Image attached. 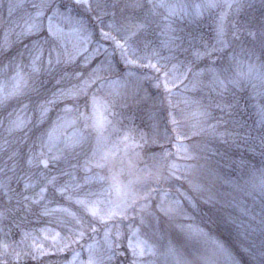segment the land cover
<instances>
[{
	"label": "trees",
	"instance_id": "obj_1",
	"mask_svg": "<svg viewBox=\"0 0 264 264\" xmlns=\"http://www.w3.org/2000/svg\"><path fill=\"white\" fill-rule=\"evenodd\" d=\"M108 1L100 0L102 4H108ZM60 2L69 3L66 0H60ZM143 2L145 0L141 1L142 4ZM117 4L119 5L116 9L117 17L123 26L127 20L144 21L146 27L130 41V44L141 52L144 50L143 41L150 42L155 36L157 31L154 29L155 24L145 16V9L138 11L135 7H125L132 4L131 0ZM254 15L249 5L236 12L228 22L239 21V23L226 25L227 48L225 47L222 52H214L211 56L204 55L198 60L193 56V50L196 48L203 50L205 45L209 49V42L214 37L215 31L203 23L183 31L182 42L187 47L183 55L186 58V64L191 62L194 71H200L209 66L222 72L224 69L231 71L234 64V60L229 58L231 51L236 49L245 51L250 47L251 36L248 35L250 28L247 27V22ZM82 16L89 29L95 33L94 41L104 44L107 51L98 54L91 64L78 68L77 71L89 72L103 61L112 67V71L105 72V75H125L131 71L143 77L150 75L153 78V81L152 79L144 80L146 98H140V113L145 117L149 112L154 117L158 123L157 133L160 138L153 144H141L144 154L142 157H137L136 162L137 166L142 168V174L150 163L149 154L152 150L158 153L159 164L175 163L182 166L178 174L185 176L183 179H169L158 186L155 185V177L151 181L153 187L156 186L159 189L151 192V198L159 197L165 192L173 193L181 197L186 209L175 216L155 213L149 218L150 238L159 246H163L168 241V245L171 244L177 248L181 259L188 261L189 264H198L199 255L207 254L212 244H203L179 229L178 224L184 218L183 214L188 211L191 215L189 222L202 228L213 240L231 250L240 264H264V223L261 222L264 220V205L259 193L252 191V185L259 181L258 170L264 166V139H262L264 127L258 122L260 108L257 102L253 107H249L247 89L240 91L232 86L225 91L217 88L216 92H212L211 89H205V91L199 89L196 93L198 97L205 100L211 99L214 113L210 122H217V126L189 130V119L181 113L179 105L171 102L162 89H152V85L149 84L151 81L158 82L157 76L161 74L150 67L126 65L112 42L100 39L98 21L94 19L93 14L85 12ZM260 18L261 15H258L257 19L260 20ZM111 19V15L104 16V24L106 25ZM233 25H236V28H233ZM259 29L260 26L253 27L257 33L255 38L261 43L258 64L264 62L262 56L264 39L260 37ZM35 39L42 41L43 35L11 40L7 48L0 51V74H2L0 80L5 78L6 72L7 75L13 73L14 60L16 63L25 64L27 55L25 45L30 46ZM22 53L23 59H21ZM179 54L182 56L181 52ZM106 59L109 60L106 61ZM209 79V75L205 74L203 77L205 84H208ZM180 89L181 85L175 88L176 91ZM235 91L241 92L240 98L235 96ZM44 98L41 91H28V94L20 99H11L0 105V184L7 185L8 193L5 195L3 191H0V214H3L0 218V241L7 240L12 243V239L21 231L19 227H16L17 222L21 221L22 226L31 230H38L48 223V217L41 215V211L39 212L36 208L37 205L31 203V199L27 201L31 213L21 218L24 208L13 209L15 199L10 196L11 193L13 195L20 193L26 184L31 185L27 189L31 198L36 196L33 193L36 170L33 165H29L28 160L40 139L48 131L55 116V108H52L49 115L42 121L31 119V123H27L23 131H10V121L20 115L28 118ZM24 105L27 107L25 108ZM222 107L223 110H221ZM141 128L147 130L148 125L143 122ZM183 147H187L195 157L188 162L186 158L185 164L181 153ZM165 152L171 155L166 160H161V154ZM188 165L192 167H183ZM166 171L167 169L165 174ZM193 184L199 185V192L191 191ZM186 197L191 198L193 205L188 203ZM26 243L28 244V241ZM160 250L163 249L160 248ZM69 257L70 250L48 252L46 255H38L36 259L31 256L24 257L22 264H62ZM130 257L131 254L127 248H123L118 250L112 264H131Z\"/></svg>",
	"mask_w": 264,
	"mask_h": 264
},
{
	"label": "snow or ice",
	"instance_id": "obj_2",
	"mask_svg": "<svg viewBox=\"0 0 264 264\" xmlns=\"http://www.w3.org/2000/svg\"><path fill=\"white\" fill-rule=\"evenodd\" d=\"M150 11L153 16L158 14L159 9H164L166 15L164 16L163 34L167 39L163 42V46L168 50V56H162L160 51L153 49L150 55L139 56L136 49L132 47V41L145 27L144 23H137L134 30H127L117 17L116 9L118 4H102L100 0H70V3H62L60 0H32L31 8L33 11L28 15L18 36L21 38H32L43 35V40L35 39L31 45H25L28 55V62L26 65L23 63H13V75L10 77L11 87L6 88L5 82H0V105L11 99H20L28 94V91H36L39 89L37 84L39 78L45 71H51L59 66H66L72 63L83 62L85 66L91 64L95 60V55L100 52V46L93 48L94 31L89 29L86 24L82 13H91L94 19L98 21L99 36L104 41H111L121 54V57L126 65L134 64L140 67H150L155 70L158 75V80L165 82V90L168 91L169 77L172 74L178 73L175 79L181 83L189 81L192 91H196L201 86L211 85L225 91L229 86L238 88L241 86L242 80L251 77L254 65H249V72L241 74L236 72L235 75H228L227 69L223 72L216 68L209 66L200 71H194L189 62L184 65L183 71H179L177 64H169L177 59L176 53L180 50L181 44L178 43L182 38L176 35L174 27V17L180 19H187L189 22H196L204 14L205 11L213 10L221 7L220 0H202L200 4L189 6L182 3H171L170 0H148ZM11 7H22V0H15L10 3ZM241 0H224L223 7L227 9H235L237 12L243 7ZM125 7H145L142 3L130 4ZM111 8L112 11L108 12L107 9ZM189 8L192 10L189 11ZM111 15L112 19L105 25L104 16ZM227 14L221 13L219 19L216 21V44L208 49L205 45L201 50L196 48L193 50V56L198 60L204 55L211 56L214 52L223 51L227 46V30L225 27V19ZM236 28V25H233ZM235 36V32L233 33ZM248 35L255 39L257 33L253 29L248 30ZM259 35L264 39V21L261 22ZM148 42H145L147 48ZM8 46V42L0 43V51H4ZM107 51V49H105ZM45 53L47 55L45 56ZM153 58L155 62H153ZM23 59V53L21 54ZM147 59L148 63L144 64L143 61ZM235 59V56L230 57ZM165 61V63H161ZM27 69V70H25ZM112 71L110 64L100 62L95 68L91 70L86 76L82 73L68 74L71 78L76 80V83L71 87L60 86L63 81H57L58 96L57 99L61 103L65 101H72L71 108L66 107L65 113L74 112L75 117L72 121L73 126L77 131L71 136L61 141H54L52 133L48 134L47 139H40V150L30 156L28 163L36 166L43 165L45 169L50 166L51 161L60 159L66 153L74 152L77 147H83L84 143L88 140L89 136L96 133H102L106 127L111 124L108 120H98L97 111L103 108L105 112H111L115 98L111 101L107 100L100 93L106 89L111 88L115 90V85L118 81L113 80L110 76L105 75V72ZM128 74H131L130 72ZM208 74L210 79L208 85H205L203 77ZM191 77V80H189ZM259 78L264 82V72L259 74ZM56 95V94H54ZM81 101L83 102L81 105ZM56 99H48L38 105L40 109V117L43 119L49 108L47 105L56 103ZM190 104H199L195 98L186 101ZM26 108L27 105H24ZM112 115H115L112 112ZM198 122H202L208 115L206 108H201L195 113ZM262 122H264V106L261 109ZM59 121H64V117H58ZM175 123V121H173ZM27 123H31L28 121ZM26 122L23 118L17 117L15 120L10 121V131L19 130L23 131ZM127 139V138H125ZM264 139V138H262ZM185 152L187 150L185 149ZM170 153H162L161 160H166ZM94 152L92 157L84 161V170L91 172L92 168H102L103 164L100 159H96ZM187 159H194V155L186 154ZM181 167L175 163L171 164H158L155 168H147V174L155 177V185L166 183L169 179L180 180L185 176L179 175ZM190 168L191 165L183 166ZM165 169H167L165 174ZM259 181L252 185V191L258 192L262 205H264V166L259 170ZM88 179H94L103 183L104 176L94 175ZM49 184L55 185V177L48 181ZM31 185L26 184L25 188L28 189ZM158 187L154 186L150 192L158 191ZM0 191L7 195V185L0 184ZM47 191L46 188H41L40 194L30 198L24 196L23 199L34 205H42L41 215L51 217L58 225L67 228V235L60 236L56 233L53 237V243L57 250L64 251L71 249L73 245H80L81 240L88 236L94 241L93 244L87 246L86 251L88 258L86 260H79L78 264H111L112 257L118 254L121 240V230L119 222L128 221V227L133 235L139 236L140 227H151L150 219L154 216L151 211L152 205L150 203V194H137L129 191V194L119 202L102 201L93 199L91 193L81 194L82 186L77 183H66L56 187V193L62 196L65 200L74 203L77 206V211H72L70 207L49 205L44 203L46 197L43 195ZM191 191L199 192V185L193 184ZM176 201H168L167 193L165 192L156 205L158 212L171 216L175 212ZM103 205V206H102ZM62 213V216L57 214ZM3 214H0V218ZM138 222V225H137ZM264 223V220L261 221ZM103 233L101 240H96L95 237ZM91 234V235H89ZM31 238L30 232H23L20 240L9 243L7 240L0 241V264H22L24 257L31 256L36 259L38 255H46L45 249L38 246L34 241L31 245L27 244ZM83 246V245H81ZM129 251L132 256L131 264H154V261L145 259V257H154L157 251L148 240H138L134 245L130 238ZM165 256V264H189L180 258L177 248L173 245H168L163 253ZM79 253H76L73 261L68 264H77L76 258ZM198 264H240L236 255L226 248L223 244L213 242L211 249L207 254H200L198 257Z\"/></svg>",
	"mask_w": 264,
	"mask_h": 264
},
{
	"label": "rangeland",
	"instance_id": "obj_3",
	"mask_svg": "<svg viewBox=\"0 0 264 264\" xmlns=\"http://www.w3.org/2000/svg\"><path fill=\"white\" fill-rule=\"evenodd\" d=\"M66 1L70 3V0ZM109 1L108 4H117L119 2H128L129 0ZM131 1L132 4H137L141 3V1L143 0ZM14 2L15 0H0V43L19 39L20 37L18 36V33L21 30V26L28 18V15L33 11V9L31 8L32 0H22V7L10 8V3ZM170 2L182 3L192 6L200 4L202 0H170ZM220 2L222 5L221 7L205 11L204 14L196 22H189V20L187 19H180L178 17H174L173 20L174 27L176 29V35L182 38L181 35L183 31L187 30L188 28L193 29L194 27L202 23L208 27L213 28V30L215 31L216 21L219 19L221 13L227 14L225 19V27L227 23H239V21L228 22V20L231 19L237 11L235 9H227L223 7L224 0H220ZM241 2L244 5L243 7L249 5V8L252 9L255 13L254 17L247 22V27L250 29H253V27L255 26L261 27V22L264 21V0H241ZM143 3L145 7H135V9L138 11H143L145 9V16L149 17L147 19H149V21L151 20V23L155 24L154 29H156L157 31L152 41L148 42L147 48L145 47V41H143L144 50H142L141 52H139V50L134 47L133 44L131 45L133 48L136 49V53L139 56L150 55L153 49L160 51L162 56H168V50L163 46V42L167 39V37L163 34L162 31L165 22L163 18L166 15V12L164 9H159L158 14L153 16L150 11V5L148 4V0H145V2ZM107 10L112 9L109 8ZM191 10L192 9L189 8V11ZM258 15H261L260 20L257 19ZM145 21L148 20L145 19ZM143 22V20H140V22H132L127 20L125 21L124 27L127 30H134L135 25L137 23ZM178 43L181 44V48L176 53L177 59L169 64V68H171V64L174 63L178 65L179 71H183L184 65H187L186 58L185 56H183L187 51V47H185L184 43L182 42V39L178 41ZM209 43V49H211L212 46L216 44V31L214 32V37L211 38V41ZM249 44L250 47L245 51L237 49L231 51L229 58L235 56V59H233L234 64H232V70L228 71L227 74L235 75L236 72L246 74L249 72L250 64L255 66L253 69L252 76L242 80L241 86L236 88V90H248L247 101L249 102V107H253L254 103L257 102V106L260 108L258 122L261 126L264 127V122H262L261 116V109L262 106H264V82H262L259 78V74L264 72V66H262L264 65V62H261L259 64L257 63V61L260 59L259 54L261 50V43L257 38L253 39L251 37ZM97 45L100 46V52L98 54L104 53L106 46L102 43L95 42L93 40L92 47L95 48L97 47ZM180 52L182 53V56L179 54ZM98 54H94L95 57ZM46 55L47 53H45V56ZM262 56L264 58V54H262ZM107 60L109 59H106V61ZM27 62L28 55H26V62L24 65H26ZM153 62H155L154 59ZM143 63L147 64V59H145ZM161 63H165V61H161ZM84 67L85 65L83 64V62L72 63L66 66L62 65L57 68H54L51 71H45L39 78L37 87L45 97L42 102L50 98L56 99L57 101L54 104L47 105L49 111L43 119H45L49 115V112L52 108H55V116L51 121V125L46 134L44 135L43 139H47L48 134L52 133L54 141H61L67 137H71L77 131V128L72 124V121L75 117V113H65L64 111L66 107L71 108L73 106V102L65 101L64 103H61L60 100L57 99V81L61 80V78L63 77L64 79L60 86L71 87L72 84L76 83V80L68 76V74L82 73L80 71H77V69ZM89 72L82 74L86 76ZM128 73L129 72H127L125 75L117 76L108 75L113 80L118 81V83L115 85V90L113 91V89L108 88L104 92L100 93L101 96H103L109 101L113 100L114 98L116 100V103L114 104L111 112H105L103 108H100L97 111L96 116L98 120L111 121V124L106 127L105 131H103L102 133L93 132V134L90 135L88 140L84 143L83 147H77L74 152L70 151L63 155L60 159L51 161L50 166L47 169H45L41 165L36 166V162L33 161L32 165L35 167L36 170V178L34 181L35 184L33 188V193L36 195L40 194L41 188H46L47 191L43 193V195L46 197V199L44 200L45 204H48L49 201H53V203L49 205L50 207H55L59 205L62 207H70L72 211H77V206L74 203L65 200L62 196L56 193V187L64 185L66 183H77L82 186L81 194L91 193L93 194V199H99L105 202L109 200L113 202H119L120 200L124 199L126 195L129 194V191L135 192L137 194H144L146 192H149L151 196L150 189L153 187V183L151 181L154 176L148 175L146 169L155 168L159 164V155L156 151H151L152 153L149 154L150 163L149 165H147V167H145L143 174L142 168L140 166H137L136 159L137 157H142L144 154V150L141 146L142 143L153 144L160 138V135L157 133L158 123L154 119V117L150 115L149 112H147L145 117H143L140 113V98H146V96L144 95V80L152 79L153 81V78L150 75L143 77L131 71V74ZM12 75L13 73L11 75H7L6 72L5 78L0 80V82H5L6 88L11 87L10 77ZM176 75H178V73L170 75L168 82V91L165 90V82L163 80H159L155 83L151 81L149 84L152 85V89H162L171 102L175 103L176 105H179L181 113H184L189 119V130L202 127L217 126V122H210L211 116L214 113L213 105H211V99L205 100V98L198 97V95L196 94L199 89H201L202 91H205V89H211L212 92H216L217 87L205 84L208 86H201L196 91H192L189 81H184L183 83H181L179 80L175 79ZM189 80H191V78ZM179 85H181V89L176 91L175 88ZM240 91H235V96H237V98L241 97ZM202 93L207 94L206 92ZM192 98H195L197 101H199V104L186 103V101H190ZM259 101H261V103ZM82 103L83 102L81 101V105ZM38 105L35 107V111L28 118H25L22 115H20L19 117L23 118L26 124L28 121L34 118L39 121H42ZM201 108H206L208 115L202 122H198V118L195 113L198 112ZM223 109L224 108L222 107L221 110ZM112 112H114L115 115H112ZM58 117H64V121H59ZM143 122L148 125L147 130H143L141 128ZM39 146L40 141L39 144H37L33 154L39 152ZM185 149L187 150V152H185ZM94 152L96 153V159H100L101 157H103V159L101 160L103 167H93L91 172H86L83 167L84 161L92 157ZM181 153L183 154L182 157L185 159V164L186 154L192 153L187 147H183ZM189 160L190 159H187V162ZM94 175L104 176V182L101 183L94 179H88L89 177H92ZM53 177H55V185L48 183V181L51 180ZM60 180L62 181L60 182ZM116 184H120L122 186V195L119 198L118 196H116L114 191V187L116 186ZM163 194L164 193H162L159 197L155 198L150 197V203L152 205L151 211L154 214L160 213L157 211L156 205L160 202L161 196ZM10 196L12 198L14 197L15 199L12 205L13 209L24 208V213L21 218H25L27 214L31 213L30 206L28 205L27 201L23 199L24 196H28L31 198L30 192H28L26 188H24L20 193H16L14 195L13 193H11ZM186 198L188 203L193 205V201L191 200V198ZM167 199L168 201H176L175 212L171 216L178 215V213H181L186 209L184 207L183 200L179 195L167 193ZM36 208L39 209L40 212L42 205H37ZM57 215L62 216L63 214L59 213ZM182 217L184 218L180 221L178 227L180 230L185 232L190 238H195L198 241L203 242V244L210 243L213 245L212 242H216L207 234V232H205V230L189 222V220L191 219V215L188 211H186ZM117 223L119 224L122 233L120 247L118 250L127 248V250L129 251L130 238L134 245L138 242V240H148L149 243L154 245L157 251V255L154 257H145V259L154 261V264H165L166 258L162 254V251L164 250L163 252H165V249L168 246V241L163 246H159L149 236L150 227H140L139 236L136 237L135 235H133V232L129 230L128 221H117ZM16 227H19L21 231L16 237L12 239V243L20 240L23 232H30L31 238L28 240V244L31 245L34 241L38 246H42L45 249L46 253H55L59 251L53 243V237L56 235V233H60L61 237L67 235V228L58 225L51 217H48V223L40 227L38 230H31L25 228L24 226H22L21 221L16 223ZM102 236L103 233L101 232L95 237V239L101 240ZM93 243L94 241L92 239H90L88 236H85L81 240L80 245L74 244L71 249H66L70 250V257L62 264H68L69 261H73L76 253H79V256L76 258L77 264L79 260H86L88 258L86 248L88 245ZM160 248L163 250H160ZM114 258L115 255L112 257L111 264L113 263ZM131 260L132 256L130 257V261Z\"/></svg>",
	"mask_w": 264,
	"mask_h": 264
},
{
	"label": "water",
	"instance_id": "obj_4",
	"mask_svg": "<svg viewBox=\"0 0 264 264\" xmlns=\"http://www.w3.org/2000/svg\"><path fill=\"white\" fill-rule=\"evenodd\" d=\"M43 167V165H41ZM114 191H115V194L116 196L121 197L122 195V186L120 184H117L115 187H114Z\"/></svg>",
	"mask_w": 264,
	"mask_h": 264
}]
</instances>
